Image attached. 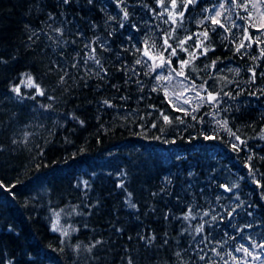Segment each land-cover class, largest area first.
<instances>
[{"label":"trees","instance_id":"obj_1","mask_svg":"<svg viewBox=\"0 0 264 264\" xmlns=\"http://www.w3.org/2000/svg\"><path fill=\"white\" fill-rule=\"evenodd\" d=\"M252 2L0 0V264H264L250 243L264 242L255 182L264 185V43L244 40L236 52L244 28L264 40V4ZM216 10L228 31L204 19ZM204 31L212 51L201 55ZM167 33L177 55L149 72L160 61L141 55L144 41L167 61ZM193 51L188 79L177 76ZM163 70L204 95L196 111L169 103L156 79ZM204 89L218 101L209 104ZM225 120L246 141L239 152L216 123ZM54 213L67 236L52 230ZM241 244L260 259L236 252Z\"/></svg>","mask_w":264,"mask_h":264},{"label":"snow or ice","instance_id":"obj_2","mask_svg":"<svg viewBox=\"0 0 264 264\" xmlns=\"http://www.w3.org/2000/svg\"><path fill=\"white\" fill-rule=\"evenodd\" d=\"M62 2H63V4L67 5V4L70 3V0H62ZM88 2L91 3L92 0H88ZM181 2H182L183 7L186 9V8L189 7V5L195 4L197 2V0H181ZM231 2H232L233 5H236L237 0H231ZM160 3L162 4L163 3V0H160ZM258 4H264V0H253L252 7L253 8H257V5ZM237 6L243 7V5H237ZM171 7L173 9H175V8L178 7L177 0H171ZM224 8H225V4L224 3H221L219 5V9L223 10ZM205 11H209V10L208 9H205ZM183 15H184V12L183 11H180V12L176 13V16H179V17H183ZM221 15H222V11L216 10L214 15L205 16L204 19L205 20H210L211 21V24L213 26H218L220 28H224L225 31H228L229 29H227L225 27V25L219 19L221 17ZM259 15L261 16V21L259 23V27L257 28V31H260L262 33V35H264V13H259ZM127 16H128V14H127V12H125L124 13V18L127 19ZM168 16H169V19L172 20L173 23L176 22V16H174L172 12H169L168 13ZM241 19H245V18L241 17ZM251 19H252V14L249 13V15H248V17L246 19V22H247V20H251ZM203 22H204L203 20L200 21V23H203ZM233 25L238 27V25H235V22L234 21H233ZM121 26H123V25H121ZM56 31L59 33L61 30L60 29H56ZM199 36L203 37V39L198 41V43L196 44V48L202 49V51L200 53L201 55H206L209 51H212V49L205 44V41H208L210 39L209 32L208 31L201 32L199 34ZM166 37L167 38L164 39V50L167 51L168 49H171V52L169 53V56L167 57V61H166V59L164 57L163 52L153 53V52L149 51V48H154L155 47V43H153V45L149 46L147 40L144 41L145 48L141 52V55L147 57L148 60H152V61L159 60L160 61L159 63H153L151 65H147V67L149 68V72H152V71H154L157 68L164 67L166 62H170L171 61V57L172 56L177 55V49L174 48L168 42L169 39L171 38V33H167L166 34ZM190 39H192V36H188L185 39L179 40V46H180V48H181L182 51H187V49L184 48L183 45H185L186 44V41L187 40H190ZM244 40H249V41L254 40L256 43H264V40H262V39H260L258 37L257 38L251 37L248 34V29L247 28H244V38L236 46V52L237 53H239L241 51V49H243V48L246 47V45L244 44ZM247 46L250 47L251 45L249 44ZM92 51L94 52L95 49H93ZM260 56L261 57H264V49L261 50ZM189 57H190L189 60H182L180 62L181 71L176 72V75L177 76H182V77H184V79H188V77L184 74L183 68L185 66L190 65L191 64V61L194 60V59H196V53L194 51L193 52H189ZM88 59H94V56H91L90 55L88 57ZM253 59H256V58L254 57ZM95 62L97 64L100 63L99 60H96ZM216 63H217V61H215V60L212 61V65L211 66H215ZM136 64H142V61L140 59H137L136 60ZM206 67H209V65H206ZM173 71H175V69H173ZM236 72L238 74L239 73V69H236ZM146 74H148V73H146ZM65 75H67V72H65ZM261 75L264 76V73H262ZM63 79L64 78L61 77V81H63ZM156 79L159 82V81H163V80H170L171 77H167V76H157ZM250 79L252 80V82H255V80H256V72L254 70H252V76L250 77ZM28 80H29V84L31 85V77L30 76H29ZM32 86L36 87V91H37V94L38 95H44L43 91L38 86H36V85H32ZM199 87L200 88H204V85L202 84ZM156 90H157L156 88L153 89V91H156ZM204 90L207 92V102L209 104H212V103L218 101V94L214 95L212 92H208L207 89H204ZM13 91L16 92L17 94H19V91L20 90H19V88H14ZM184 91H187V89H184V90H182L180 92L175 93V99H176V101H180L181 100V97L184 96ZM249 94L250 95H256V93H249ZM225 95L231 96V93H225ZM260 95L264 96V90L261 91ZM165 96L166 97L169 96V93L167 91H165ZM196 97H198V98L200 97V92L199 91L196 92ZM201 100L203 101V98H201ZM182 102H183V104H189L190 103V101H189L188 98H184ZM169 103L172 104L173 103L172 100H169ZM104 104H106L108 106H111L109 104V101H107V100L104 101ZM177 110L185 112V115H188L189 114L186 109L177 108ZM193 111H196V109H193ZM162 115H163V120L165 121V123H169L170 124L172 122L167 115H164V114H162ZM195 118L196 117L193 116V119H195ZM72 119L76 120L78 118L73 115L72 116ZM79 122L81 123V125L83 124V121H79ZM181 123H183L182 120H181ZM216 123L219 125L220 128H222L223 130H225L228 133L229 136L234 137L235 141H238L239 142V144H237V143H232L231 144L232 149L234 151L239 152L241 150L240 146L241 145H245L246 144V141L241 140V138L237 134V132H233L228 127V121H226V120L225 121H217ZM152 126L153 127H156L155 124H153ZM161 131H163V129H161ZM25 135L27 136V134H25ZM204 138L205 139H212L213 137H209V136L206 135ZM262 138H264V137H262ZM248 160L249 161L252 160V157L249 156L248 157ZM248 166L249 165L246 164V167H248ZM254 171H255V169L250 168V174H252ZM255 182L257 183L258 187L264 188V185H261L259 181H255ZM85 184H87V182H85ZM0 187H3V185L0 184ZM234 187H236V185H232L231 187L226 188V190L227 191H231V189L234 188ZM133 207H134V205H133ZM228 214H229V216L232 215L231 212H229ZM249 214H251V213H249ZM190 215H191V212H189L188 214H186L185 217H184V219H188ZM204 215H208V213L205 212ZM54 216H55V219L53 220L52 230L53 231L60 230V231H62V234L64 236H67L68 235L67 230H63L59 226V213H54ZM215 219H216V217L213 216V220H215ZM202 230H203V225H201L200 227L196 228V231L198 233L201 232ZM206 239H207V237H206ZM96 243H100V242L97 241ZM250 243H251V248L252 249L259 248V249L264 250V242L256 243L255 241H250ZM88 251H91V248H89ZM212 251L215 252L216 255H220V253L217 252L215 248H213ZM235 251L236 252H243L245 254V257H252L254 260L260 259V254L259 253H254L248 247H245L243 244H241L239 247H237L235 249ZM177 255H179V253H177ZM227 255L230 256L233 261H236L237 260V257L233 256L231 252L227 253ZM221 258L223 259V257H221ZM200 259L201 260H204L205 257L204 256H201ZM129 264H131V261H129ZM225 264H227V261H225Z\"/></svg>","mask_w":264,"mask_h":264},{"label":"rangeland","instance_id":"obj_3","mask_svg":"<svg viewBox=\"0 0 264 264\" xmlns=\"http://www.w3.org/2000/svg\"><path fill=\"white\" fill-rule=\"evenodd\" d=\"M158 76L171 77L170 80H163V84L166 88V91L169 93V100H172V104L173 106L175 105V108H183L186 109L187 112H192L193 109H197L200 105H202L203 101L201 100V98L204 99V95L200 94L199 98L196 97V94L189 91L187 84L177 76H175L173 73L168 72L167 70H163L159 72ZM184 89H187V91H184V96L181 97L180 101H176L175 93L180 92ZM184 98H188L190 103L183 104L182 101Z\"/></svg>","mask_w":264,"mask_h":264}]
</instances>
